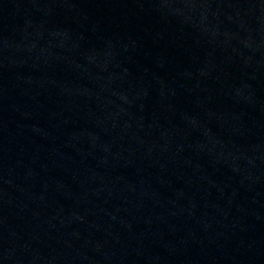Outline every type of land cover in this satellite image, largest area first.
Instances as JSON below:
<instances>
[{
	"label": "water",
	"instance_id": "1",
	"mask_svg": "<svg viewBox=\"0 0 264 264\" xmlns=\"http://www.w3.org/2000/svg\"><path fill=\"white\" fill-rule=\"evenodd\" d=\"M0 264H264V0H0Z\"/></svg>",
	"mask_w": 264,
	"mask_h": 264
}]
</instances>
